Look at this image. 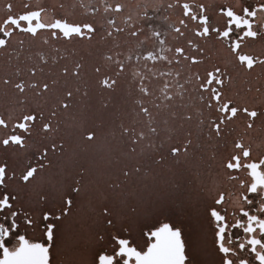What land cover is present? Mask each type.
Instances as JSON below:
<instances>
[{
    "label": "snow or ice",
    "instance_id": "1",
    "mask_svg": "<svg viewBox=\"0 0 264 264\" xmlns=\"http://www.w3.org/2000/svg\"><path fill=\"white\" fill-rule=\"evenodd\" d=\"M0 264H264V0H0Z\"/></svg>",
    "mask_w": 264,
    "mask_h": 264
},
{
    "label": "rangeland",
    "instance_id": "2",
    "mask_svg": "<svg viewBox=\"0 0 264 264\" xmlns=\"http://www.w3.org/2000/svg\"><path fill=\"white\" fill-rule=\"evenodd\" d=\"M19 2V0H17V3Z\"/></svg>",
    "mask_w": 264,
    "mask_h": 264
}]
</instances>
